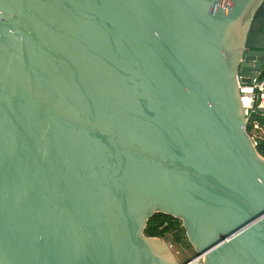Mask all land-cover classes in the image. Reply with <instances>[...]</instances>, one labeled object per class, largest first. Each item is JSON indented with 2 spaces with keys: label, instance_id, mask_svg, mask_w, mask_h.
<instances>
[{
  "label": "water",
  "instance_id": "water-1",
  "mask_svg": "<svg viewBox=\"0 0 264 264\" xmlns=\"http://www.w3.org/2000/svg\"><path fill=\"white\" fill-rule=\"evenodd\" d=\"M220 1L0 0V264H180L155 214L264 264V0Z\"/></svg>",
  "mask_w": 264,
  "mask_h": 264
},
{
  "label": "trees",
  "instance_id": "trees-1",
  "mask_svg": "<svg viewBox=\"0 0 264 264\" xmlns=\"http://www.w3.org/2000/svg\"><path fill=\"white\" fill-rule=\"evenodd\" d=\"M246 130L251 138L256 142L257 152L264 158V139L253 133V131L264 133V114H252L246 125ZM144 234L148 237H157L162 239L166 238L167 235H170L174 244L182 243L190 247L181 222L162 214H155L148 220Z\"/></svg>",
  "mask_w": 264,
  "mask_h": 264
},
{
  "label": "built area",
  "instance_id": "built-area-1",
  "mask_svg": "<svg viewBox=\"0 0 264 264\" xmlns=\"http://www.w3.org/2000/svg\"><path fill=\"white\" fill-rule=\"evenodd\" d=\"M227 2L229 0H221L220 5L223 6ZM240 95L247 123L252 114L263 115L259 110L264 109V75L262 77L257 75L249 84H242L240 86ZM253 143L256 146L254 140ZM202 259V256H197L185 264H202Z\"/></svg>",
  "mask_w": 264,
  "mask_h": 264
},
{
  "label": "rangeland",
  "instance_id": "rangeland-1",
  "mask_svg": "<svg viewBox=\"0 0 264 264\" xmlns=\"http://www.w3.org/2000/svg\"><path fill=\"white\" fill-rule=\"evenodd\" d=\"M253 133L256 136L264 139V133H261L258 131L256 132L253 131ZM164 239L167 242V244L170 246L172 253L174 254V256L176 257V259L178 260L180 264L184 263L187 259H189L192 256L193 251L191 247L187 246L186 244H182V243L174 244L170 235H167L166 238Z\"/></svg>",
  "mask_w": 264,
  "mask_h": 264
},
{
  "label": "crops",
  "instance_id": "crops-1",
  "mask_svg": "<svg viewBox=\"0 0 264 264\" xmlns=\"http://www.w3.org/2000/svg\"><path fill=\"white\" fill-rule=\"evenodd\" d=\"M263 72H264V70H263Z\"/></svg>",
  "mask_w": 264,
  "mask_h": 264
}]
</instances>
